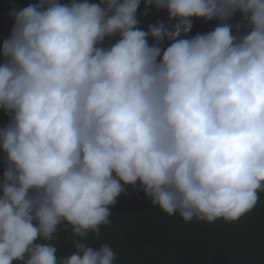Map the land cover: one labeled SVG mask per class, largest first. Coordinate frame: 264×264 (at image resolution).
<instances>
[{"label": "clouds", "instance_id": "obj_1", "mask_svg": "<svg viewBox=\"0 0 264 264\" xmlns=\"http://www.w3.org/2000/svg\"><path fill=\"white\" fill-rule=\"evenodd\" d=\"M140 5L37 0L10 11L0 264H115L110 245L87 240L128 186L168 216L207 223L238 220L264 192V0ZM153 10L175 23L145 31L138 16ZM193 18L219 23L189 37ZM69 229L75 250L58 256L52 241Z\"/></svg>", "mask_w": 264, "mask_h": 264}, {"label": "trees", "instance_id": "obj_2", "mask_svg": "<svg viewBox=\"0 0 264 264\" xmlns=\"http://www.w3.org/2000/svg\"><path fill=\"white\" fill-rule=\"evenodd\" d=\"M37 0H0V43L9 35L13 20L12 8H23ZM68 3L70 0H61ZM98 3L99 0H90ZM144 0L138 10L143 12ZM140 27L145 31L149 24L163 21L169 26L166 11H152L147 17L138 16ZM241 22L237 13L229 23ZM219 22H205L193 18L189 37L212 31ZM235 34V30H234ZM105 44L115 43V40ZM149 43H152L149 38ZM170 41H165L167 47ZM9 117L0 110V127L7 124ZM3 152L0 151V179L4 171ZM110 224L102 226L99 237L90 235L87 243L93 247L108 244L116 254L115 264H264V192L256 206L234 222L217 220L213 223L193 220L185 222L179 215L168 216L138 188L128 186L112 207ZM71 230L59 231L52 241L58 256H68L75 249L68 237ZM15 264V262H14Z\"/></svg>", "mask_w": 264, "mask_h": 264}]
</instances>
